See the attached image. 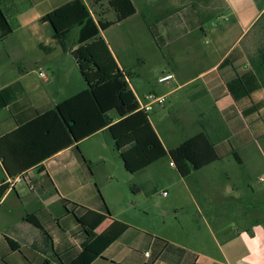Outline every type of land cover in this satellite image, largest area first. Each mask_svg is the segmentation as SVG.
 I'll return each instance as SVG.
<instances>
[{
    "label": "crops",
    "instance_id": "1",
    "mask_svg": "<svg viewBox=\"0 0 264 264\" xmlns=\"http://www.w3.org/2000/svg\"><path fill=\"white\" fill-rule=\"evenodd\" d=\"M219 2L221 9L227 10L225 20L229 24L214 23L213 17L222 16L221 11L201 16L200 10L212 8L213 0L210 3L209 0H171L170 12L156 19L151 29L160 48H165L159 50L158 56L164 64L151 72L153 82L142 81L149 89L144 86L143 91H138L128 80L135 96L148 92L164 94L166 102L159 107L175 104L173 112L177 113V120L193 128L191 135L203 131L212 139L219 156L216 161L233 157L242 164L239 151L251 147V151L260 152L255 140L264 137V23L261 30H255L264 19V0ZM63 3L0 0V9L11 27L10 33L0 37V137L87 88L77 45L70 47L66 43L67 48L63 49L52 38L51 25L40 20ZM204 19L210 21L207 30ZM109 49L120 69L143 75L133 64L120 63ZM165 73H171L173 79L167 84L159 83L157 78ZM228 82L232 83L237 99L228 90ZM247 88L252 89L249 95L244 93ZM173 97L179 99L174 101ZM150 122L155 129L151 119ZM250 142L255 145L253 148L248 146ZM81 143L58 151L42 161L41 169L33 166L13 182L0 161V184H8L0 200V264H43L45 260L48 264H66L75 258L85 233L71 213L73 205L68 202L84 207L79 214L86 209L104 214L105 219L94 230L97 234L113 220L128 226L92 264H264V223L262 226L251 223L245 232L234 237L217 219L221 211L218 210L214 224L223 247L218 243V252H213L205 236H197L193 245L184 244L161 233L149 234L112 214L96 185L93 171L90 173L83 161V158L90 162L96 159L91 157L90 148H82ZM97 160L104 162L102 157ZM216 161L201 169L212 167ZM133 188H138L134 192L130 187L134 194L140 191L137 186ZM62 199L67 200L66 206ZM27 215H32L50 235L53 252L38 247L39 229L23 221ZM153 238L185 249L184 255L161 253L162 243ZM196 241L201 245L197 246ZM146 251L150 253L148 256Z\"/></svg>",
    "mask_w": 264,
    "mask_h": 264
},
{
    "label": "trees",
    "instance_id": "2",
    "mask_svg": "<svg viewBox=\"0 0 264 264\" xmlns=\"http://www.w3.org/2000/svg\"><path fill=\"white\" fill-rule=\"evenodd\" d=\"M101 0H93L90 8L84 0H69L55 7L40 20L52 27V38L67 48L68 33L77 28L75 43L78 60L87 80V88L61 100L53 108L39 113L31 120L20 124L13 131L0 137V161L10 180L24 173L27 169L38 166L58 151L75 145L82 139L98 132H108L113 140L126 171L136 173L153 162L168 156L170 163L181 177L219 159L214 149V142L203 131L197 132L181 141L178 145L165 148L153 128L149 113L138 109L136 96L130 84L128 71L119 68L102 32L110 25L123 21L135 13L131 0H108L109 8L116 14L114 20L105 19V8H100ZM108 9V8H107ZM11 32V27L0 9V37ZM242 79V76H238ZM239 81V80H238ZM228 90L237 99L233 85L227 83ZM252 89H245L249 95ZM256 110L257 106H253ZM115 113V116L112 113ZM83 158V157H82ZM89 172L92 162L83 158ZM131 189L136 192L138 188ZM8 188L7 182L0 184V200ZM64 205L67 200L62 199ZM71 203V213L85 233L81 249L77 256L66 264H92L128 227L113 220L101 233L94 230L105 219L104 214ZM66 206V205H65ZM106 213H109L105 207ZM23 221L39 229L38 247L53 252L50 235L32 215ZM162 243L161 253L176 254L182 257L185 249L160 238H153ZM11 247L15 243L8 240ZM43 249V248H42ZM43 264H48L45 260Z\"/></svg>",
    "mask_w": 264,
    "mask_h": 264
},
{
    "label": "rangeland",
    "instance_id": "3",
    "mask_svg": "<svg viewBox=\"0 0 264 264\" xmlns=\"http://www.w3.org/2000/svg\"><path fill=\"white\" fill-rule=\"evenodd\" d=\"M85 1L92 8L93 0ZM133 3L137 12L129 19L110 25L102 35L120 63L133 64L143 74L131 73L129 76L132 86L143 91L144 86L149 88L142 81L149 79L153 82L151 72L164 64L158 56L159 50L165 48H160L151 29L156 19L170 12L171 0H133ZM99 5L106 10L105 19H115L116 13L109 8L108 0H101ZM200 11L202 17L221 11L224 15H215L214 23L229 24L225 20L227 10L225 7L221 9L219 0H213L212 8ZM263 20L255 27L256 32L262 29ZM203 24L205 30L210 28L209 19H204ZM76 35L77 28L68 33L66 43L70 47L76 45ZM172 99L175 101L179 97ZM175 107V104H165V107L156 106L149 112V118L167 148L193 133L191 126L177 120V113L173 112ZM81 141V147H89L91 157L96 159L92 162V171L110 212L149 234L161 233L184 244H192L197 236H205L207 245L210 244L209 250L218 252V243L223 247L214 224L218 210L221 211L217 219L234 237L245 232L251 223L261 226L264 223V137L255 140L260 152L251 151V147L239 151L242 164L230 157L186 177H181L174 167L168 165V156L139 173L130 174L108 132ZM248 146L253 148L255 145L250 142ZM78 149L82 152L80 146ZM97 157H102L104 162ZM252 165L257 167L251 168ZM132 184L140 188L138 193L131 192ZM196 245L201 244L196 241Z\"/></svg>",
    "mask_w": 264,
    "mask_h": 264
},
{
    "label": "built area",
    "instance_id": "4",
    "mask_svg": "<svg viewBox=\"0 0 264 264\" xmlns=\"http://www.w3.org/2000/svg\"><path fill=\"white\" fill-rule=\"evenodd\" d=\"M41 75V73H39ZM173 79V75L171 73H165L160 75L157 78L159 83L167 84ZM136 101L138 104V109L144 112L149 113L156 106H163L166 102V96L164 94H156L153 92H148L142 96H136ZM172 166V163H169ZM19 178H15L11 180L12 182L18 180ZM10 180V179H9ZM163 195H166V192H163ZM149 251L145 252V255L148 256Z\"/></svg>",
    "mask_w": 264,
    "mask_h": 264
}]
</instances>
